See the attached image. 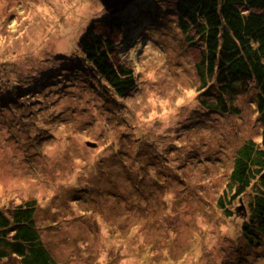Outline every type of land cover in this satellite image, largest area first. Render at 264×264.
I'll return each instance as SVG.
<instances>
[{
	"label": "rangeland",
	"instance_id": "374dc122",
	"mask_svg": "<svg viewBox=\"0 0 264 264\" xmlns=\"http://www.w3.org/2000/svg\"><path fill=\"white\" fill-rule=\"evenodd\" d=\"M175 5L136 0L120 12L138 87L117 97L62 57L80 54L106 14L100 0H0V208L36 200L56 264H264L239 201L231 217L218 205L235 150L260 141L258 88L237 84L241 114H205Z\"/></svg>",
	"mask_w": 264,
	"mask_h": 264
},
{
	"label": "trees",
	"instance_id": "16d2710c",
	"mask_svg": "<svg viewBox=\"0 0 264 264\" xmlns=\"http://www.w3.org/2000/svg\"><path fill=\"white\" fill-rule=\"evenodd\" d=\"M174 13L177 28L184 36L188 50L196 56V91L205 114H241L234 107L233 95L236 94L237 84L245 82L248 89V82H251L258 88L254 106L260 141L250 139L235 150L232 169L218 198V205L227 217H231L232 207L239 201L245 239L251 246H262L264 0H176ZM127 24L122 13L112 16L104 14L92 20L79 39L77 51L80 54L62 56L64 63L68 65V61H72L71 65H82L84 69L89 66L96 77L102 78L114 90L117 97L128 96L138 87V83L134 70L123 61L121 55L130 45L128 41L125 42ZM5 62L0 57V71ZM2 83L0 79V85ZM4 94H7L5 88L0 89V98ZM1 103L0 100V106ZM245 195L250 197L247 206L243 201ZM37 208L36 200L12 209L0 208V264L10 260H16L19 264H56L36 226Z\"/></svg>",
	"mask_w": 264,
	"mask_h": 264
},
{
	"label": "water",
	"instance_id": "95a60500",
	"mask_svg": "<svg viewBox=\"0 0 264 264\" xmlns=\"http://www.w3.org/2000/svg\"><path fill=\"white\" fill-rule=\"evenodd\" d=\"M104 6L105 12L107 15H117L120 12L124 11L127 6L133 3L136 0H100ZM90 146L91 144L88 143ZM96 146V144H93Z\"/></svg>",
	"mask_w": 264,
	"mask_h": 264
},
{
	"label": "bare ground",
	"instance_id": "6f19581e",
	"mask_svg": "<svg viewBox=\"0 0 264 264\" xmlns=\"http://www.w3.org/2000/svg\"><path fill=\"white\" fill-rule=\"evenodd\" d=\"M104 7V6H103Z\"/></svg>",
	"mask_w": 264,
	"mask_h": 264
}]
</instances>
